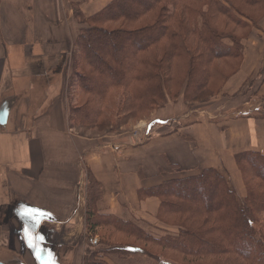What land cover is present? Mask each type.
<instances>
[{
  "label": "crops",
  "instance_id": "1",
  "mask_svg": "<svg viewBox=\"0 0 264 264\" xmlns=\"http://www.w3.org/2000/svg\"><path fill=\"white\" fill-rule=\"evenodd\" d=\"M111 1L0 0V108L6 102L9 110L0 126L2 264H33L16 242L26 229L38 238L36 232L47 220L62 229L66 242L71 230V251L78 250L77 237L86 222L88 171L102 186L98 214L134 223L160 238L178 230L161 221L162 201L145 196L147 192L214 169L241 203L246 187L236 155L264 154L263 42L245 45L241 67L226 81L215 107L189 109L173 123L174 118L155 117L126 135L89 136L81 132L88 127L71 125L75 101L68 83L83 30L75 6L89 18ZM8 208L16 211L10 215L11 227L3 217ZM26 209L43 213L39 225L25 215ZM80 246L73 256L59 255L57 263L73 258L81 264L95 254Z\"/></svg>",
  "mask_w": 264,
  "mask_h": 264
},
{
  "label": "trees",
  "instance_id": "2",
  "mask_svg": "<svg viewBox=\"0 0 264 264\" xmlns=\"http://www.w3.org/2000/svg\"><path fill=\"white\" fill-rule=\"evenodd\" d=\"M244 9L252 14H246ZM75 16L83 30L73 50L68 91L72 101L75 97L71 89L94 98L99 105L95 118L99 119L106 111L109 92L119 91L126 98L117 102L118 109H128L135 117L154 104V98L164 102L163 89L172 88L177 80L175 61L183 66L178 67L180 72L184 70L183 74L188 75L191 93L207 88L216 69L213 60L243 59L244 41L238 34L217 29L213 22H230L241 30L250 29L252 24L259 29L264 0H112L89 18L75 6ZM140 21L152 23L139 30H128L127 23ZM114 23L122 26L112 30L102 27ZM190 38L195 42L194 51ZM226 40L232 43V48L225 44ZM79 70L84 72L83 76ZM226 75L220 73L221 77ZM83 102L90 106L88 99H80L76 104ZM74 104L71 125L89 128L97 124L90 109H83V116L77 115L79 109ZM82 117L91 118V122L82 123ZM236 162L246 187V197L241 203L228 181L214 169L169 181L147 192L145 196L162 201L160 217L163 213L177 217L174 226L178 233L160 238H151L134 223L98 214L102 186L88 171V232L96 234L103 226L137 236L139 241L160 249L162 255L156 256L157 264H264V154L242 152L236 155ZM254 180L258 182L253 183ZM167 251L179 255L181 263L166 258L163 254Z\"/></svg>",
  "mask_w": 264,
  "mask_h": 264
},
{
  "label": "rangeland",
  "instance_id": "3",
  "mask_svg": "<svg viewBox=\"0 0 264 264\" xmlns=\"http://www.w3.org/2000/svg\"><path fill=\"white\" fill-rule=\"evenodd\" d=\"M246 14L251 15L252 12L249 9L243 10ZM145 21L135 22V23H127L126 26L128 30L135 31L141 28L147 27L151 25L150 23H144ZM264 22V17L260 20V25ZM214 25L217 26L219 30H227L230 33L238 34L242 41H244L245 45H249L251 42H263L264 43V26L262 25L260 29H254L252 24H249L250 29L241 30L234 27L233 23L224 22L218 20L217 22H213ZM92 25H95L92 23ZM97 25V24H96ZM101 26V25H98ZM121 24L114 23L111 25H104L102 27L117 29L121 27ZM253 31L250 36L249 32ZM251 39V40H250ZM190 48L194 51L195 42L193 38H190ZM229 47L232 48V43L228 40L225 41ZM196 50V49H195ZM196 53V52H195ZM198 56V51L196 53ZM242 59L236 60L233 58H217L213 60V65L216 68L214 70V74L208 80L207 88H203L201 91H195L189 93L188 92V85H189V77L188 75H184V70L180 72L178 67H183L179 65L177 61L174 62V75H176L177 80L176 83L170 87V89H163L162 97H164V102L160 101L157 98H154V104L150 105L147 109L140 111L136 114L135 117L130 115V110L128 109H118L117 102L123 97L126 98V95H121L122 93L119 91H110L108 97L109 101L105 104L106 111L102 117L99 119L95 118V111H98V104L94 98L88 97L86 95H79L78 91L75 89H71L72 95L75 97V104L74 108H78L79 111H76L77 115L83 116V109L89 110L92 116L93 121L95 124L92 127H89L86 131H81L86 135L95 136V135H109V132L118 135H126L125 133H132L136 127H138L143 122H151L155 117H160L165 120H171L173 123L176 120V115H180L182 113L189 112V109H196V108H206V107H215L218 105L219 101H216V97L221 94V90L224 87L226 81L233 76L241 67ZM234 65V66H233ZM177 67V68H176ZM233 67V68H232ZM218 70V71H217ZM83 76V71H78ZM220 73L227 74L225 77H221ZM187 74V73H186ZM228 76V78H227ZM76 80V79H75ZM77 83V80H76ZM68 86L70 87L69 83ZM143 86L139 84V87ZM68 87V89H69ZM136 87V85H135ZM82 99H88L90 101V106H86L85 102L81 103V105L76 104L77 101ZM221 102V101H220ZM124 104V103H123ZM122 105V104H121ZM80 106V107H78ZM165 108V110H164ZM167 108V109H166ZM87 112V111H86ZM163 112V113H162ZM94 113V114H93ZM162 115L160 116V114ZM195 121V117H193L191 122ZM82 123L91 122V118L89 120H85L83 117L81 118ZM90 125V124H89ZM86 127V126H80ZM135 131H138L135 130ZM86 176V175H85ZM258 181L254 180L253 183H257ZM232 188V187H231ZM88 192V190H87ZM238 196V195H237ZM207 203V202H206ZM87 206V205H86ZM87 209V207H86ZM163 217H160L161 221L169 227H175L174 223L177 217L173 215H168L163 213ZM22 229V228H21ZM40 230H45L46 239L40 241L38 243V238L36 235L31 236L29 232L22 233V238L20 242L24 241V245H19L23 254H28L30 261L33 264H58L57 261L59 259V255H68L75 251L80 250L79 246L86 250L87 252H94L95 254L92 255L91 258H86L81 261V264H142V261H148L150 264H157L156 256H161L160 249L157 247L154 248L153 245L148 243H143L139 241L140 239L135 236H128L122 234L120 232L114 231V229L110 227H99V232L96 234H92L88 232L87 223L85 222L84 228L80 237H77L78 244L77 249L73 252L71 249H74L73 244L75 237H73V233L69 230L67 233L72 234L71 239L67 242L65 241V236L63 233H60L62 230L60 227H57L56 223L53 221H44L43 227L38 228V233ZM178 230V229H177ZM30 231V230H28ZM31 232V231H30ZM176 232L175 234H177ZM148 236L151 238H155L151 234L147 233ZM69 238V237H68ZM138 239V240H137ZM19 240V239H18ZM77 246V245H76ZM31 247L33 250H31ZM140 249V251H137ZM134 252V253H131ZM79 254V253H78ZM166 258L171 260H176L177 262L181 263L180 256L173 252H165L163 254ZM34 258V259H33ZM150 258V259H149ZM62 261V260H60ZM69 263L67 264H80L79 260H74L73 258L69 259ZM91 262V263H90ZM61 264V263H60Z\"/></svg>",
  "mask_w": 264,
  "mask_h": 264
},
{
  "label": "flooded vegetation",
  "instance_id": "4",
  "mask_svg": "<svg viewBox=\"0 0 264 264\" xmlns=\"http://www.w3.org/2000/svg\"><path fill=\"white\" fill-rule=\"evenodd\" d=\"M4 103H6V102H4ZM4 103H3L2 107L0 108V112H2V110H4V108H7V105L4 104ZM4 214H6V216L3 215L4 219H7L8 218V221H7L8 224H7V226L8 227H11L10 220H11L12 216H10V215L16 214V211H14V209H12V208H8V211H5ZM45 236H46L45 230L44 231L43 230H40L39 231V237L44 240V239L47 238ZM13 245L12 246L10 245V246L13 247Z\"/></svg>",
  "mask_w": 264,
  "mask_h": 264
},
{
  "label": "snow or ice",
  "instance_id": "5",
  "mask_svg": "<svg viewBox=\"0 0 264 264\" xmlns=\"http://www.w3.org/2000/svg\"><path fill=\"white\" fill-rule=\"evenodd\" d=\"M25 215H30L33 218V220L35 221V223L37 225H39L40 224L39 216L43 215V213H39L38 210H36V209H26ZM26 231H27V229H26Z\"/></svg>",
  "mask_w": 264,
  "mask_h": 264
},
{
  "label": "water",
  "instance_id": "6",
  "mask_svg": "<svg viewBox=\"0 0 264 264\" xmlns=\"http://www.w3.org/2000/svg\"><path fill=\"white\" fill-rule=\"evenodd\" d=\"M8 114H9V110H7V108H4V110L0 112V125L1 126L6 124ZM0 264L2 263L0 262Z\"/></svg>",
  "mask_w": 264,
  "mask_h": 264
}]
</instances>
